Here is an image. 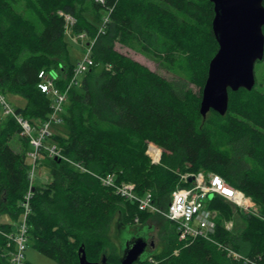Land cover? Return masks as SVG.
<instances>
[{"label":"trees","instance_id":"1","mask_svg":"<svg viewBox=\"0 0 264 264\" xmlns=\"http://www.w3.org/2000/svg\"><path fill=\"white\" fill-rule=\"evenodd\" d=\"M18 1L30 17L15 7ZM66 15L75 19L73 33L93 42V64L68 90L62 122L53 125L46 139L62 155L55 159L42 152L39 164L47 169L48 180L35 179L30 185L27 155L32 146L25 137L22 152L11 147L10 133L20 126L14 116H5L0 131V264H11L16 246L8 235L21 222L28 190L27 244L57 264H78L81 245L88 260L105 256L118 264L122 253L109 240L113 221L135 237L149 230V220L159 214L139 211L135 202L116 195L94 174H113L118 184L131 182L138 195L150 191L153 202L165 208L180 176L198 171L221 176L257 205L259 214L247 215L242 230H228L216 220L212 237L264 264V95L253 87L228 89L224 115L210 110L211 117L203 119L199 112L208 64L218 48L212 2L0 0V92L25 98V106L14 111L35 126L47 119L51 104L37 87L38 71L57 72L60 90L73 74ZM115 42L139 45L174 67L177 80L118 52ZM189 83L199 87L197 96ZM149 143L161 149L158 163L146 154ZM231 204L215 196L208 206L229 217ZM165 220L170 224L163 229L161 248L147 251L134 264H245L202 237L179 240L175 223Z\"/></svg>","mask_w":264,"mask_h":264},{"label":"built area","instance_id":"2","mask_svg":"<svg viewBox=\"0 0 264 264\" xmlns=\"http://www.w3.org/2000/svg\"><path fill=\"white\" fill-rule=\"evenodd\" d=\"M91 46L92 44L88 45L87 53L83 59L75 63L73 74L64 90H60L55 84L57 75L52 76L45 69L38 71L37 87L51 99L49 115L41 124L32 126L26 118L16 114L14 108L7 103L5 97L0 93V105L3 114L14 116L17 123L21 126L23 133L28 136L29 143L32 146V151L28 155L32 160L28 173L30 185L35 180V168L42 158V152H46L50 157H62L57 146L46 143V139L52 134L53 125L62 122L61 115L67 100L68 90L73 85L79 83L77 76L85 73L93 64ZM150 144L152 143L148 144L147 149L151 153L152 163H158L161 156V149L156 145L153 146L154 144L152 146ZM94 176L104 186L110 187L116 195L135 202L139 211L160 214L167 220L174 222L179 240L188 241L202 237L223 249L227 256L232 259L241 260L245 264H259L257 260L243 256L232 248L218 243L212 237L216 228V221L214 211L208 204L213 197H222L237 206L248 207L251 205L249 197L240 190L230 186L221 176L203 172L182 174L180 176V184L171 191L170 200L165 208L153 202L150 191L138 195L135 192L134 184L131 182L118 184L114 181L113 174H107L105 176L94 174ZM30 199L31 191L28 190L21 202L23 208L21 222L16 227V233L8 235L9 238L14 240L16 246V250L11 254V264H23L24 262V250L27 246L26 217L30 211ZM138 220L139 217L136 215L134 221L138 222Z\"/></svg>","mask_w":264,"mask_h":264},{"label":"water","instance_id":"3","mask_svg":"<svg viewBox=\"0 0 264 264\" xmlns=\"http://www.w3.org/2000/svg\"><path fill=\"white\" fill-rule=\"evenodd\" d=\"M213 4L212 32L218 48L210 59L202 87L199 112L204 119L210 110L224 115L228 89H252L254 64L264 56V6L262 0H210ZM57 157H55L56 159ZM118 231L123 229L116 224ZM141 235L130 237L118 264H134L145 251ZM78 264H112L103 256L90 261L83 245L78 248Z\"/></svg>","mask_w":264,"mask_h":264},{"label":"rangeland","instance_id":"4","mask_svg":"<svg viewBox=\"0 0 264 264\" xmlns=\"http://www.w3.org/2000/svg\"><path fill=\"white\" fill-rule=\"evenodd\" d=\"M15 7L23 11V13L26 16H31L28 9L25 8V6L21 2H16ZM105 16V15H104ZM66 29H65V41L67 44V51H68V58L70 63L73 65L76 62L80 61L83 59L85 54L87 53V47L88 45L92 44L88 43V39L84 34H75L72 31V26L75 23V19L70 16L66 15ZM107 18L104 17L102 21L100 22V27H103ZM101 28L99 29V31ZM99 33V32H98ZM114 48L120 52L123 53L130 58L136 60L142 65H145L148 67L150 70L158 73L159 75L163 76L167 80L175 82L177 80V74L176 69L172 66L167 65L165 62L154 58L153 56L144 53L139 45L133 44L132 46H127L123 45L119 42L114 43ZM48 71V70H47ZM52 76L57 75V72L51 70L48 71ZM84 73L79 74L77 76L78 82L81 81ZM58 76V75H57ZM254 90L255 92L259 94L264 95V56L261 60H257L254 64ZM187 87L192 91V93L197 96L199 93V87L195 84L189 83L187 84ZM1 93V92H0ZM2 94V93H1ZM3 95V94H2ZM4 96V95H3ZM5 100L7 103L12 107H24L26 104L25 98L11 94V93H6L5 94ZM7 114H3V112H0V131L2 128H4V125L6 123V116ZM1 116H4L1 117ZM211 115L210 113H207L205 119L210 118ZM32 126L33 125L31 122H29ZM61 124V123H59ZM56 124V125H59ZM20 126V125H19ZM27 137L28 141L29 138L27 135L23 133V130L20 126V130L17 131H11L10 137L8 139L9 144L11 147L18 152H22L24 150V138ZM152 146V144H150ZM155 146V145H153ZM148 148V147H147ZM32 151V150H31ZM30 151V152H31ZM146 154L148 155L150 161L152 162V157L150 156L151 153L146 149ZM29 155V152H28ZM27 155V162L31 163V158ZM198 172H203L204 171H198ZM207 174V173H206ZM48 172L47 169L44 166H41L38 162L36 168H35V179H40L42 181L48 180ZM247 196V195H246ZM250 198L251 201V207H242V206H237V205H230L231 213L229 217H225L224 210L220 211V208H211L214 211L215 214V221L220 220L221 224L227 228L228 230H233V231H240L242 230L245 225V217L249 214L253 215H258L259 214V208L257 205L254 203V201L251 199L250 196H247ZM170 224L168 221L165 220L162 215L159 214V216H156L154 219L149 220L148 225H150V229L148 230V235L151 240H153L154 245L150 247L149 251L152 250H159L162 245V237L161 235L163 234V229ZM129 230H124L121 229L118 231V228L116 226V222L113 221V224L110 228L109 231V240L110 242L113 243V245L122 253L126 241L131 237V234H128ZM127 233V234H125ZM120 244L121 248H119ZM24 262L27 264H57L55 261L52 259L44 256L41 254L35 247L32 245L27 244L25 250H24Z\"/></svg>","mask_w":264,"mask_h":264},{"label":"flooded vegetation","instance_id":"5","mask_svg":"<svg viewBox=\"0 0 264 264\" xmlns=\"http://www.w3.org/2000/svg\"><path fill=\"white\" fill-rule=\"evenodd\" d=\"M140 235H141V237H142L144 240H146V242H147L146 247H145V251H144V253H143V254H145L147 251H149L150 247L154 245V242H153V240H151V239L149 238V235H148V231H147V230L144 231V232H143L142 234H140ZM143 254H142V255H143ZM142 255H141V256H142Z\"/></svg>","mask_w":264,"mask_h":264}]
</instances>
